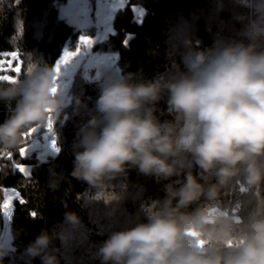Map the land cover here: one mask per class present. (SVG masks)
I'll use <instances>...</instances> for the list:
<instances>
[{
  "label": "clouds",
  "instance_id": "9594fccd",
  "mask_svg": "<svg viewBox=\"0 0 264 264\" xmlns=\"http://www.w3.org/2000/svg\"><path fill=\"white\" fill-rule=\"evenodd\" d=\"M24 63L14 83L0 81V101H15L0 123V151L20 149L26 130L58 118L73 99L82 103L53 93L55 64L31 53ZM182 64L152 80L106 71L97 115L77 132L70 176L107 193L81 198L90 215L102 204L105 218H117L125 195L108 189L131 170L155 179L164 192L111 230L97 256L101 264H264V206L237 215L223 204L234 182L264 188V0H255L242 39L187 46ZM161 101L170 119H160ZM50 174L48 187L58 190L64 177L54 167ZM81 224L78 213L65 211L62 226L42 229L21 258L61 264L66 257L54 242L66 245ZM11 252L0 238V264Z\"/></svg>",
  "mask_w": 264,
  "mask_h": 264
},
{
  "label": "trees",
  "instance_id": "16d2710c",
  "mask_svg": "<svg viewBox=\"0 0 264 264\" xmlns=\"http://www.w3.org/2000/svg\"><path fill=\"white\" fill-rule=\"evenodd\" d=\"M65 2L0 0V53H18L17 59L21 62L19 76L25 69L26 53H31L40 62L55 64L65 48L75 51L82 34L94 35V27L83 30L67 23L60 14V7ZM135 7L140 10L138 14L134 12ZM253 18L255 0H126L125 7L117 11L113 19L114 33L97 42L94 51L117 55L115 65L108 71L135 73L140 80H152L183 70L182 55L187 46L205 48L215 40L242 39L243 29ZM11 74L17 75L13 71ZM104 76L100 79H94L92 75L74 76L68 96L78 97L82 103L77 106L73 99V103L63 109L53 124L50 135L55 136L60 148L57 156L40 163L36 155L21 158L19 149H15L12 151L13 159L9 161L6 151H0V204L4 199V189L14 188L19 193L13 201L10 218L12 252L4 258L3 264H26L21 253L29 242L42 229L61 227L64 213L68 210L78 213L82 224L79 229L71 231L66 245L59 240L54 242L66 257L61 264H101L97 250L108 233L140 215L142 205L163 197L161 183L131 170L126 176L113 180L108 189V192L114 190L125 195L115 220L105 218L107 210L102 204L98 205L94 215L81 206V198L94 195L97 189L70 176L75 137L80 127L97 115L95 101ZM14 106L15 101L10 104L0 101V123L11 114ZM159 107L160 119H170L166 103L161 101ZM46 127L47 123L39 126L40 133H46ZM27 143L28 139L24 136L20 147H25ZM14 163L31 166L30 177H24L13 168ZM52 167L64 177L58 190L48 187ZM106 194L99 192L96 196ZM21 199L25 203L21 204ZM223 204L232 213L239 205L236 214L243 215L258 204L264 206V188L249 189L242 180L234 182L230 194L223 198ZM33 211L37 213L35 218L30 215ZM80 246L82 250L78 252ZM31 264L41 262L37 258Z\"/></svg>",
  "mask_w": 264,
  "mask_h": 264
},
{
  "label": "rangeland",
  "instance_id": "374dc122",
  "mask_svg": "<svg viewBox=\"0 0 264 264\" xmlns=\"http://www.w3.org/2000/svg\"><path fill=\"white\" fill-rule=\"evenodd\" d=\"M125 5L126 0H123V6H121V0H66V2L60 7L61 16L70 25L76 26L83 30L91 27L95 28V33L93 36L82 34L89 36L93 39L94 43L92 44V46L82 47L80 53L73 58L72 62L66 66H62L61 68L63 75H61V77L59 78V82H61L62 85L67 84V88L62 89L67 96L69 94L71 82L75 76V71L78 69V67L82 66V68L85 69L86 75L84 76L91 77L92 75L94 79H100L106 71L112 69L115 65V62L117 60L116 54L96 52L94 51V46L97 44V42L105 40L110 34L114 33L113 19L117 11L124 8ZM134 12L138 14L140 10L135 7ZM77 13L79 15H77ZM9 60H11V57H6L2 55L0 61L5 62L3 64V68H8L7 61ZM14 63L15 60H12V68L16 67L14 66ZM17 64H21L19 59H17ZM0 74L12 75L11 70L0 71ZM52 117L55 123L57 117L55 115H53ZM39 130L33 134L31 139H33L34 142L40 140L41 149L32 153L31 156L36 155L37 160L42 163L47 161L51 157L57 156L58 153H56L50 147L52 137L50 135H47L46 133H40ZM27 146L28 143L25 147ZM28 167L31 173V166ZM6 195H11V193L5 192L4 198ZM18 197H14L13 201ZM13 201L12 208L10 210L11 212L13 211ZM0 217V238H6L9 241V244L11 245L12 236L10 232V219L5 217L2 211H0ZM77 247L78 245L74 246L73 248L77 249ZM67 248H69V246ZM81 250L82 246H80L77 251L80 252Z\"/></svg>",
  "mask_w": 264,
  "mask_h": 264
},
{
  "label": "snow or ice",
  "instance_id": "6c2138e0",
  "mask_svg": "<svg viewBox=\"0 0 264 264\" xmlns=\"http://www.w3.org/2000/svg\"><path fill=\"white\" fill-rule=\"evenodd\" d=\"M18 2V0H17ZM121 6H123V0H121ZM141 15H142V11H141ZM94 43L93 39L89 36L86 35H82L80 37L79 43L76 46L75 51H70L69 49L65 48V50L63 51L61 57L55 62V68L58 74V86L56 88L53 89V93L59 91H63L62 89H66L67 88V84H61V82H59V78L61 77V75H63L61 68L62 66H66L68 64H70L73 60L74 57H76L80 51L82 47H91L92 44ZM125 43H127V41H125ZM0 55L6 56V57H11V60L7 61L8 64V68L5 69L3 68V64L5 63L4 61H0V71H8L11 70L13 72H15L17 75L13 76V75H6V74H0V81H7L10 83H14L16 78L19 77V74L21 73V67L19 64L16 65L15 68H12V60H16L18 58V53L16 51H12V52H4V53H0ZM49 112H51V110H49ZM53 117L52 115L49 116L48 122H47V127H46V134L50 135V133H52L53 130ZM39 130V126L37 127H33L31 128L28 132L24 133V136L28 139V146L27 147H21L19 149V155L21 158H26L28 151H29V147H37L38 145L35 144L34 140L31 139V137L33 136L34 133H36ZM52 136V140H51V144L50 147L56 152L59 153L60 148L56 143V139L54 135H50ZM6 158L11 161L13 159V153L12 152H6L5 153ZM13 168L17 169L24 177L29 178L30 177V171H29V167L28 165H25L23 163H14L13 164ZM4 191L6 193L10 192L11 195H6L3 203L0 204V211L3 212V215L7 218H11V208H12V201L14 197H18L19 193L14 189H4ZM241 191H244V189H241ZM21 204L25 203L24 200H20L19 201ZM239 205H237L236 209H233V214H236L237 210L239 209ZM30 215L35 218L37 216V213L35 211L31 212ZM193 235H195V233H193Z\"/></svg>",
  "mask_w": 264,
  "mask_h": 264
},
{
  "label": "built area",
  "instance_id": "2783aa9c",
  "mask_svg": "<svg viewBox=\"0 0 264 264\" xmlns=\"http://www.w3.org/2000/svg\"><path fill=\"white\" fill-rule=\"evenodd\" d=\"M86 75V71L82 66L78 67V69L75 71V75ZM35 144L38 145L37 147H29V151L26 157H30L32 153L39 151L41 149V142L38 140L37 142L35 141Z\"/></svg>",
  "mask_w": 264,
  "mask_h": 264
},
{
  "label": "crops",
  "instance_id": "0c3cea01",
  "mask_svg": "<svg viewBox=\"0 0 264 264\" xmlns=\"http://www.w3.org/2000/svg\"><path fill=\"white\" fill-rule=\"evenodd\" d=\"M45 134V133H44ZM44 134H42V135H44Z\"/></svg>",
  "mask_w": 264,
  "mask_h": 264
},
{
  "label": "bare ground",
  "instance_id": "6f19581e",
  "mask_svg": "<svg viewBox=\"0 0 264 264\" xmlns=\"http://www.w3.org/2000/svg\"><path fill=\"white\" fill-rule=\"evenodd\" d=\"M38 134H39V132H38Z\"/></svg>",
  "mask_w": 264,
  "mask_h": 264
}]
</instances>
